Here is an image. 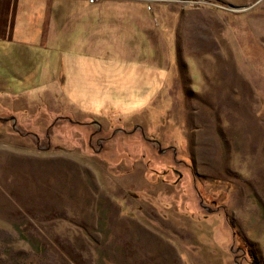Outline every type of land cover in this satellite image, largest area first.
<instances>
[{
    "label": "rangeland",
    "instance_id": "obj_1",
    "mask_svg": "<svg viewBox=\"0 0 264 264\" xmlns=\"http://www.w3.org/2000/svg\"><path fill=\"white\" fill-rule=\"evenodd\" d=\"M124 1L129 56L0 80V264H264V0Z\"/></svg>",
    "mask_w": 264,
    "mask_h": 264
},
{
    "label": "crops",
    "instance_id": "obj_2",
    "mask_svg": "<svg viewBox=\"0 0 264 264\" xmlns=\"http://www.w3.org/2000/svg\"><path fill=\"white\" fill-rule=\"evenodd\" d=\"M111 1L0 0V80L4 74L11 79L39 80L56 70L57 79L66 80L62 86L65 90L68 71L74 70V61L66 58L67 47H72L74 40L79 42L76 49L80 53L111 46L119 54L129 56L130 35L121 22H131L137 32L144 26L145 18L122 15L121 20L122 9V13L129 8V12L134 8L138 12L137 6L133 1ZM63 72L66 75L61 76ZM0 92L7 94L5 83L0 82ZM76 92L73 87L72 93ZM21 93L26 94L25 89Z\"/></svg>",
    "mask_w": 264,
    "mask_h": 264
}]
</instances>
